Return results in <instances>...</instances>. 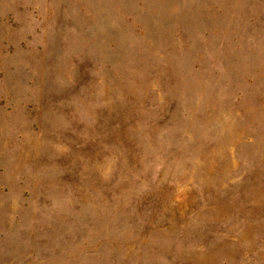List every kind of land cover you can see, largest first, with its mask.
I'll return each instance as SVG.
<instances>
[{
    "label": "rangeland",
    "instance_id": "obj_1",
    "mask_svg": "<svg viewBox=\"0 0 264 264\" xmlns=\"http://www.w3.org/2000/svg\"><path fill=\"white\" fill-rule=\"evenodd\" d=\"M0 264H264V0H0Z\"/></svg>",
    "mask_w": 264,
    "mask_h": 264
}]
</instances>
